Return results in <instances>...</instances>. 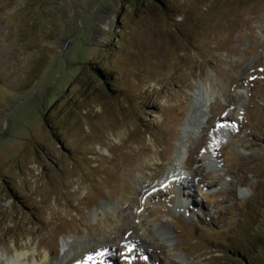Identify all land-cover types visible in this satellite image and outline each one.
I'll return each mask as SVG.
<instances>
[{
    "label": "rangeland",
    "instance_id": "rangeland-1",
    "mask_svg": "<svg viewBox=\"0 0 264 264\" xmlns=\"http://www.w3.org/2000/svg\"><path fill=\"white\" fill-rule=\"evenodd\" d=\"M11 258L264 264V0H0Z\"/></svg>",
    "mask_w": 264,
    "mask_h": 264
},
{
    "label": "bare ground",
    "instance_id": "bare-ground-1",
    "mask_svg": "<svg viewBox=\"0 0 264 264\" xmlns=\"http://www.w3.org/2000/svg\"><path fill=\"white\" fill-rule=\"evenodd\" d=\"M78 250V249H77ZM80 250V249H79ZM84 250V249H83ZM80 252V251H79ZM78 252V253H79ZM82 252V251H81ZM80 252V253H81ZM50 252H48V256L50 257ZM74 255V254H73ZM65 261V260H64ZM8 264H19L18 262H17V260H15V259H13V258H11L10 260H8Z\"/></svg>",
    "mask_w": 264,
    "mask_h": 264
},
{
    "label": "trees",
    "instance_id": "trees-1",
    "mask_svg": "<svg viewBox=\"0 0 264 264\" xmlns=\"http://www.w3.org/2000/svg\"><path fill=\"white\" fill-rule=\"evenodd\" d=\"M100 70H101V72H102V71H104L105 69H104V68H101ZM102 76H104V75L102 74Z\"/></svg>",
    "mask_w": 264,
    "mask_h": 264
}]
</instances>
